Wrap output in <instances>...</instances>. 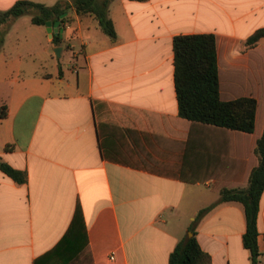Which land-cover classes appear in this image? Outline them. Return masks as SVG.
Wrapping results in <instances>:
<instances>
[{"label":"crops","instance_id":"obj_1","mask_svg":"<svg viewBox=\"0 0 264 264\" xmlns=\"http://www.w3.org/2000/svg\"><path fill=\"white\" fill-rule=\"evenodd\" d=\"M67 15L59 45L21 16L0 47V160L27 176L0 169V264H168L190 227L210 264H251L243 206L218 202L214 186H245L252 146L177 119L172 40L215 34L221 62L237 65L264 27V0H113L115 38L91 15ZM257 230L264 264V190Z\"/></svg>","mask_w":264,"mask_h":264},{"label":"trees","instance_id":"obj_2","mask_svg":"<svg viewBox=\"0 0 264 264\" xmlns=\"http://www.w3.org/2000/svg\"><path fill=\"white\" fill-rule=\"evenodd\" d=\"M112 1L58 0L48 6L31 0H16L8 9L0 10V47L9 25L24 14H29L31 22L36 25H46L48 21L51 24L58 22V33L53 35L51 41L59 45L60 29L70 10L78 15L93 16L101 30L115 38L113 22L108 15ZM262 37L264 27L246 38L245 44L249 49L237 65L221 62L219 48L222 38L215 34H180L172 40L177 119L241 134L240 140L244 143L242 153L247 149L245 146L248 139L252 146L251 159L243 163L245 167L251 168L245 186L240 187L237 179L218 180L214 186L219 192L218 202L237 201L243 206L245 231L242 244L249 251L251 264H257L259 256L257 217L264 190V47L257 45ZM223 65L226 69H223ZM5 115L6 106L1 105L0 118ZM0 169L18 184L26 181L24 171L1 160ZM210 207L200 209L196 220ZM80 220L81 212L77 205L70 227ZM190 231L191 237L185 236L176 243L169 255L168 264H210V255L201 249L192 227Z\"/></svg>","mask_w":264,"mask_h":264},{"label":"water","instance_id":"obj_3","mask_svg":"<svg viewBox=\"0 0 264 264\" xmlns=\"http://www.w3.org/2000/svg\"><path fill=\"white\" fill-rule=\"evenodd\" d=\"M46 25H47V31H48V33H49V37H50V38L53 36V34L58 33V31H57V25H58V22L54 23L55 28L52 27V24H51L50 21H48V22L46 23ZM59 50H60L59 47H56V48L54 49V52H55L56 55H59V52H58Z\"/></svg>","mask_w":264,"mask_h":264},{"label":"rangeland","instance_id":"obj_4","mask_svg":"<svg viewBox=\"0 0 264 264\" xmlns=\"http://www.w3.org/2000/svg\"><path fill=\"white\" fill-rule=\"evenodd\" d=\"M29 14H24V15H22V17H21V21H24L26 24H30V22L28 21V19H29ZM31 18V17H30ZM66 59H68V57L66 56V55H64L63 57H61L60 58V60L62 61V60H66Z\"/></svg>","mask_w":264,"mask_h":264}]
</instances>
